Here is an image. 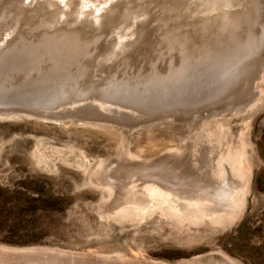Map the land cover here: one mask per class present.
<instances>
[{"label": "rangeland", "instance_id": "374dc122", "mask_svg": "<svg viewBox=\"0 0 264 264\" xmlns=\"http://www.w3.org/2000/svg\"><path fill=\"white\" fill-rule=\"evenodd\" d=\"M168 1L0 0V54L13 49L0 59V264H264V0L234 35L252 33L253 56L197 60L208 31L183 75L154 41ZM244 5L181 11L195 22ZM61 29L91 45L34 93L11 62ZM233 65L244 79L226 78Z\"/></svg>", "mask_w": 264, "mask_h": 264}, {"label": "bare ground", "instance_id": "6f19581e", "mask_svg": "<svg viewBox=\"0 0 264 264\" xmlns=\"http://www.w3.org/2000/svg\"><path fill=\"white\" fill-rule=\"evenodd\" d=\"M169 1L167 2V4H163V2H162V5L158 6L160 12L162 13V17H160L155 22V27L153 26L155 28V31H154L155 33L154 32L153 33L156 35V37H154V38H156V40H154V41L157 42V45H156V43H154V44L157 47L158 54L159 53L160 54L161 53H165L166 56L168 54L167 57L170 58L169 64H170L171 67H172V64L174 63L171 53L172 52H176V51L178 52V57L179 58L177 59V62H179V65L181 64V68L179 69L178 74L183 75V71H185V68L188 67L187 66L188 65L187 64L188 63V61H187L188 57H193L194 56L193 54L200 50L201 47H198V44L202 43L203 35L206 34V32H208V31H209V36L210 37L208 36V39L207 38L206 39L207 40H211L210 42H212V44H210V48H213V50L205 52L200 57H196L197 60H199V61L200 60H204V61L213 60V63H218L219 61L224 59L225 61L223 60L224 62H221V64L228 65L229 61H227V59H231V60H233V59L234 60H239L240 59L241 60V59H245L247 57L253 56V54H254L253 51L254 50L251 48L253 42H251V40H250L252 38V33L250 35H248V36H247V33H246V37L244 35V38H242V39L234 36V35H236V33H238L239 28H241L242 30L245 29V31L247 29L249 31H251L250 28H251L252 24L254 25V19L252 21H249V16H251V15L256 16V11H257L256 9L257 8L256 9L254 7H253V9H252V7L248 8V5L250 6V4H251V3H249L251 0H245V5H244L243 9L241 11H239V12L232 13V14H224L222 11H218L219 13H215L216 15L214 14L215 16H213L211 19H206V20L197 19L195 22H190L188 17L182 15L181 9H182L183 3L187 4L188 0H169ZM203 1H207V0H203ZM208 1L210 3L213 2V0H208ZM198 7H199V5L197 6V8ZM258 11H259V9H258ZM257 17H258V15H257ZM0 20H1V18H0ZM63 32H65V30H62V29H61L60 32H56L57 34H55V35H58L59 38L57 40H55V41H57V43L53 42L54 43L53 44L52 42H50V43L53 44V47H49L48 48V44L49 43L39 44V46L37 45V48L38 49L40 48L41 53L40 52H36L37 50L35 51L33 49V52H31L32 54L30 55L31 59L30 60H25V65L23 64L24 67H26V65L27 66L29 65L32 69H30V68H29V70L28 69L27 70L24 69L25 73H23L21 75L22 76L21 79L23 81H25L27 84L29 83V84L33 85L34 89L32 91H34V93H35V91H37L36 88L44 89L43 92H45V90L48 89L51 86L50 84H47L46 82H47V80L52 79L55 75L57 76V74L53 75L54 72L56 71V69H58V70L60 69L61 71H64L66 69V67H68V66H70V67L71 66H77L78 59L82 58L86 54V49L88 48L87 47L88 44L85 43L86 41L82 42L81 37L79 38L80 35H78L77 32H75V31L65 32V33H63ZM263 35H264V29L262 28V36ZM42 37L44 39H46L45 38L46 35H43ZM204 38H205V36H204ZM257 38H260V37H257ZM253 39H254V37H253ZM250 42H251V44H250ZM90 43H89V45H91ZM152 43H153V39H152ZM221 43L224 44V46H223L224 47V51L222 49H220ZM236 43H238V44H236ZM154 44H153V46H155ZM14 46L12 48H14ZM151 46H152V44H151ZM41 47H43L44 49H42ZM12 50L13 49H10V50L8 49V51H5V52L1 53L0 54V59L2 60V58H3V60H4V59L10 57L9 55H11V53H13ZM152 51H154V50H152ZM26 54H28V53H26ZM162 57H164V55L161 56V58ZM16 58L17 57H15V59ZM33 58H34V61H33ZM17 60L20 61V59H17ZM145 60L147 61L148 59L146 58ZM160 60H162V59H160ZM246 60H248V59H246ZM255 60H257V58ZM243 61H244V64H246L245 60H243ZM15 62H16L15 60L12 61L11 62L12 65ZM177 62H175V63H177ZM42 63H48L50 65V69L47 68L48 70L43 72V70L41 69L42 68L41 67ZM152 63H153V61H152ZM159 63H161V62H159ZM205 63H202L200 65H204ZM232 63L233 62L231 61L230 64L232 65ZM255 63H257V62L255 61ZM146 64H147V62H146ZM46 66H48V65H46ZM240 66L242 67L244 65L241 64ZM227 68L225 69L226 72L228 73V74L225 75L226 78H227V76L231 77L233 75H234V77L235 76L237 77V75H238L237 74V71H238L237 65L236 66L233 65L230 68L231 69L230 71ZM242 68H244V67H242ZM245 68L248 69L247 71H249V73L251 72L250 69L247 66H245ZM250 68H251V66H250ZM252 68H253V66H252ZM254 68H256V66H254ZM45 69H46V67H45ZM150 69H152V68H149L148 71H150ZM170 69H171V72H170L171 74L170 75L173 76V78H174V76H176V71L172 70V68H170ZM244 70H246V69H243V73L246 72ZM51 72H53L52 75L50 74ZM67 72H62V73L64 75L63 76L64 78H65V76L68 77V79H67L68 81L72 80V78L74 77V74L76 75V77L80 74V71H77L76 73L71 74L70 77L71 76H73V77L70 78L69 76H67V74H68ZM165 72L166 71H164L163 73L165 74ZM238 73H239V71H238ZM246 74H247V72H246ZM44 76H45V78H44ZM61 76H62V74H61ZM156 76H157V74H156ZM236 77H235V81L234 82H237L240 78H243V77H246V76H243V77L241 76L239 79H237V81H236ZM53 79H55V78H53ZM231 79H233V77ZM231 79L228 78L229 81ZM154 80H156V79H154ZM228 80L227 81L225 80L226 81L225 83H228L229 82ZM0 81H2V80H0ZM19 82H21V81H19ZM42 82L43 83L45 82L44 83L45 87L41 86ZM171 82H173V80ZM190 83H191V81H190ZM230 83H232V81ZM59 84H61L63 86V83H59ZM36 85L38 87H36ZM62 86H60V87H62ZM31 89H29V90L31 91ZM62 89H63V87H62ZM62 89H60V90H62ZM27 90L28 89H26V91ZM46 91H47V94H48V90H46ZM56 94H60V93H58L57 89L55 91H51L50 95H47L45 97V100H43V101L41 100L40 101V102H42L41 104L45 103V104L51 105L52 102H53L51 99L54 98V96H56ZM59 97H60V95L58 96V98ZM59 100H63V99L59 98L58 101ZM9 106H11V105H9Z\"/></svg>", "mask_w": 264, "mask_h": 264}, {"label": "water", "instance_id": "95a60500", "mask_svg": "<svg viewBox=\"0 0 264 264\" xmlns=\"http://www.w3.org/2000/svg\"><path fill=\"white\" fill-rule=\"evenodd\" d=\"M11 67V70H13V72H21V74L25 73L24 72V69H28L27 65L26 67H24L23 64H20V62L18 60H16V62L10 66ZM3 73V71L0 69V74ZM26 88V87H25Z\"/></svg>", "mask_w": 264, "mask_h": 264}]
</instances>
